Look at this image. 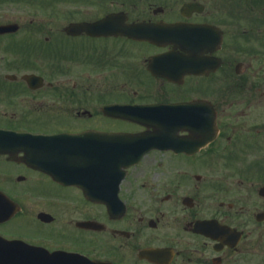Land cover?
Masks as SVG:
<instances>
[{"label": "flooded vegetation", "instance_id": "obj_1", "mask_svg": "<svg viewBox=\"0 0 264 264\" xmlns=\"http://www.w3.org/2000/svg\"><path fill=\"white\" fill-rule=\"evenodd\" d=\"M0 264H264V0H0Z\"/></svg>", "mask_w": 264, "mask_h": 264}]
</instances>
